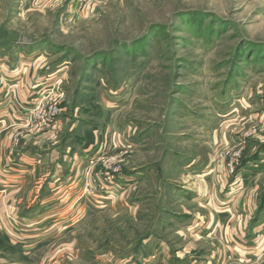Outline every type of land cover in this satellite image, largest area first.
<instances>
[{
	"label": "rangeland",
	"instance_id": "rangeland-1",
	"mask_svg": "<svg viewBox=\"0 0 264 264\" xmlns=\"http://www.w3.org/2000/svg\"><path fill=\"white\" fill-rule=\"evenodd\" d=\"M7 56L59 88L55 123L19 127L13 149L78 151L80 189L96 187L77 221L1 264H243L209 258L226 245L201 226L224 223L229 178L264 159V0H0ZM246 192L244 232L264 220V165Z\"/></svg>",
	"mask_w": 264,
	"mask_h": 264
},
{
	"label": "crops",
	"instance_id": "crops-1",
	"mask_svg": "<svg viewBox=\"0 0 264 264\" xmlns=\"http://www.w3.org/2000/svg\"><path fill=\"white\" fill-rule=\"evenodd\" d=\"M9 62L8 56L0 60V73L8 84H14L18 94L11 100L6 89L0 87V239H4L0 251L6 255L18 251L19 256L27 258L45 241L48 231L72 225L87 208L86 201L77 202L82 194L78 164L85 155L80 156L78 151L70 153L69 147L59 154L58 145L46 152L45 147L38 146L37 142L13 149L12 135L19 128L25 108L32 103L34 85L44 79L45 74L39 73L34 62L25 66L20 62L13 69ZM255 159L257 161L248 160L240 166L237 171L239 179L232 181L234 178H229L230 186H239L234 190L236 197L221 211L225 217L220 213L224 223L202 221L204 237L226 245L223 252L214 244L211 246L209 258L217 263L221 258H232V261L243 264L264 263V220L251 222L246 232L233 227L238 221L235 213L241 212V220L245 216V224L255 215V201L247 199L246 192L247 184L264 165V159L257 156ZM33 184H39V188L35 189ZM4 262L0 259V264Z\"/></svg>",
	"mask_w": 264,
	"mask_h": 264
},
{
	"label": "built area",
	"instance_id": "built-area-1",
	"mask_svg": "<svg viewBox=\"0 0 264 264\" xmlns=\"http://www.w3.org/2000/svg\"><path fill=\"white\" fill-rule=\"evenodd\" d=\"M56 82V81H55ZM53 82L47 85L42 83H36L33 87L35 92L31 104L27 105L25 111L23 112V119L19 123V127L23 129H39V130H49L51 126L56 121V112L53 111L55 108V102L58 99V82ZM0 87L5 88V93L9 95V99H16V90L12 84H8L5 77L0 74ZM89 175H85V186L83 189V194L91 195L93 193V188L96 187L95 180H91L88 183Z\"/></svg>",
	"mask_w": 264,
	"mask_h": 264
},
{
	"label": "trees",
	"instance_id": "trees-1",
	"mask_svg": "<svg viewBox=\"0 0 264 264\" xmlns=\"http://www.w3.org/2000/svg\"><path fill=\"white\" fill-rule=\"evenodd\" d=\"M0 240H2V241H0V242H2V243H3L4 239H3V238H1Z\"/></svg>",
	"mask_w": 264,
	"mask_h": 264
}]
</instances>
